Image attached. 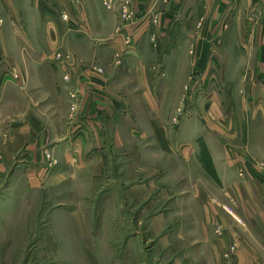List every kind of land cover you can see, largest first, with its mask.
<instances>
[{"label": "crops", "instance_id": "crops-1", "mask_svg": "<svg viewBox=\"0 0 264 264\" xmlns=\"http://www.w3.org/2000/svg\"><path fill=\"white\" fill-rule=\"evenodd\" d=\"M34 1L31 3L41 10L39 1ZM64 2L68 4L62 3L63 10L70 17L66 24L73 30H65L58 21L59 26L52 24L41 33L28 18V23L22 22V31L11 34L17 56L11 64L13 69L35 73L36 82L32 87L29 85L33 97L27 98L21 87L5 79L10 69L0 67L5 72L0 78V89L5 95L10 94L3 99L13 97L19 101L7 107V112L16 113L17 118L10 119L4 135L10 142L19 136L29 138L12 166L7 164L9 154L0 150V179L8 167L13 173L6 182L9 186L16 179L18 188L27 191L61 189V193L79 194L85 192L88 179L83 176L88 172V181L95 184L93 191L103 193L99 198L110 201H118L126 191L129 199L148 200L158 188L156 200L164 203L163 210L155 213L157 220L170 214L166 200L173 197L168 188L177 187L180 194L175 196L176 201L191 207L190 211H173L174 216H190L178 221L174 228L176 239H185L182 237L185 232L188 233L185 240H189V247H184L189 250L184 255L179 251L174 264L182 261L183 256L197 260L196 264H264V173L255 166V161L264 156V147L253 144L254 139H262L255 122L258 116L264 121V115L261 112L250 118L254 126L250 138L252 150H244L223 140L222 132L204 123L201 115L184 114L178 120L174 102L189 70V62L187 69H182L176 49L181 43L187 47L185 39L190 32L185 34L182 29L186 31L187 25L200 15L205 20L202 36H209L211 24L225 25L226 34L242 35L237 44L232 35L223 39L227 38L230 48L254 56L252 66L259 82L264 81V0H157L156 4L155 0H132V17L138 14L139 20L126 25L119 17L117 5L110 10L102 0ZM148 21L152 23L150 26L146 25ZM79 24L84 30L74 28ZM114 29H118L113 37L116 45L121 38L134 37L131 49L125 51L116 46L115 53H111L114 45L104 43L100 36L110 35ZM68 46L86 62L72 61L69 65ZM6 48L0 39L1 55L6 54ZM57 52L62 57L54 61ZM88 57L102 65L104 72L89 73V67L94 66H89ZM167 62L174 65L177 78L174 81L173 77L174 88L167 79ZM63 65L67 69L63 73H71L70 79H63L60 72ZM260 87H264V82ZM72 88L79 90L80 100L75 125L68 115ZM39 96L44 97L38 99ZM155 137L160 144L149 143ZM6 141L7 138L2 140ZM46 153L56 160L55 164L48 165L50 157ZM155 161L157 164L152 165ZM239 165L246 171L244 177L238 175ZM106 176L117 186L102 188L101 181ZM169 183L174 185L167 187ZM19 195L0 190L1 217L8 221L19 218ZM59 197L66 201L68 196L59 194ZM10 199L15 208L5 207L11 204ZM68 204L63 202L56 210L66 216L79 215L77 207H64ZM231 244H235V250L226 257Z\"/></svg>", "mask_w": 264, "mask_h": 264}, {"label": "rangeland", "instance_id": "rangeland-1", "mask_svg": "<svg viewBox=\"0 0 264 264\" xmlns=\"http://www.w3.org/2000/svg\"><path fill=\"white\" fill-rule=\"evenodd\" d=\"M4 1L0 0V39L7 45V48L5 55H1L0 52V67L10 69L5 74L7 81L15 83L14 85L19 88L21 87L27 94L25 95L27 98L33 97L29 85L32 87L31 84L36 82L35 73L31 75L30 72L15 71L12 67L17 56L13 50L15 42L11 34L15 31H22V22L28 23V18L35 22L41 33L46 32L45 29L52 24L59 26L58 21L65 27V30H73L72 26H68L66 20L62 18L64 13L69 15L66 10H63L62 5V3H67L64 2L67 0H38L41 10L37 8V4L35 7V4L31 3L32 0H7L6 5ZM131 1L112 0L111 8H108L111 10L117 5L119 17L125 25L126 23H137L139 20L138 14L135 16L134 13L135 17H132ZM156 2L157 0L154 3L156 4ZM201 3L202 1L198 2L200 6ZM44 4L47 6L42 7ZM34 9L36 12L30 14V10L34 11ZM38 9L43 13L41 16L42 23ZM204 21L203 16H197V19H193L187 25L186 31L182 29L185 34L190 32L185 39L187 47L181 43L176 49V58L183 67L182 69L185 67L187 69L189 62V70L184 77L182 76V83L174 101L177 111L176 118L179 120V117L184 114L201 115L202 118L204 117V123H208L209 127H213L217 132H222L221 138L223 140L226 139L234 147L252 150L250 148L252 139L250 142V138L253 136L254 126L250 118L261 112L264 115V87H260L261 82L264 81L260 80L261 82H259L256 76V70L252 66L254 56L252 54L244 55V50L240 53L239 49L230 48L226 41L227 38H225L226 40L223 39L228 34L230 37L232 35L237 44L242 35L239 36L238 32L226 34L225 25L211 24L208 26L209 36H202L201 29ZM67 22H70V19ZM151 24L148 21L146 25L150 26ZM74 28L79 31L84 30L82 24L74 26ZM117 30L114 29L110 35L100 36L104 43L114 45V52H111L113 54L116 46L126 51L131 49L128 45H133L135 42L134 37L131 38L130 36L129 43H125L124 39L121 38V43L116 45L113 37ZM153 42L156 43V40ZM205 44H207L206 49H204ZM251 46L254 47V45ZM68 49L66 50L69 51V65L72 61H80V64L84 61L83 57L76 55L75 50L73 51L69 46ZM186 50L189 51V55ZM251 52H253V48L249 49V53ZM60 57L55 54V60H53H59ZM107 59L110 58L107 57ZM88 61H90L89 57L87 58ZM112 61L114 64L117 63L114 56ZM165 65H167V79L174 88L176 84L174 81L177 80L172 68L174 65L169 62ZM66 66L67 64H65V68ZM89 66L100 68L102 71L98 74L104 72V67L94 61H90ZM60 67L62 75L63 70L66 72L67 69H64V65ZM4 73L0 70V78ZM70 74L69 72L63 73V79L66 80L65 76L70 79ZM72 90L77 91V98L76 105L72 108L73 102L69 96L68 115L70 121H74L80 109L79 90L76 88H72ZM4 96H10V94L7 92L5 95L0 89V150L5 149V154H9L7 164L12 166L15 163L14 159L20 157L19 152L24 150V145L29 138L19 136V139L10 142L11 140L4 135L10 119L13 116L17 118L16 113L7 112V107L19 102L13 97L3 99ZM43 97L39 96L38 99ZM4 114L12 117L6 116L4 118ZM255 123L261 130L259 133L262 139H254L253 144L264 147V121L258 116ZM72 124L78 123L74 121ZM4 138H7L5 143L2 142ZM153 142L160 144L157 137L151 139L149 143ZM155 164L157 161L152 165ZM255 166L264 173V156L255 161ZM17 171L20 170L17 168ZM12 174L11 168L7 167L0 179V190H9L11 194L20 193L19 197L21 198L19 199L21 200L18 199L17 205L21 204V215L16 220L13 218L11 221L0 215V264H174V259L179 257L176 255L179 254V251H182L184 255L186 250H189L184 248L189 247V240H185L188 233H182V237L185 239L179 236L178 239L175 238L174 228L177 227V222H183L185 218H190V216L185 217L179 214L174 216L173 211L174 213H179L181 210L190 211L191 207V205L188 206L176 201L178 197L175 198V196L180 194L177 187L168 188L170 196L174 198L166 200V207H168L170 214L157 220L155 213L163 210L164 203L162 200H156L158 188L154 189L155 191L150 194L148 200L135 201L129 199V193L126 191L118 201H110L108 198L100 199L99 196L104 194L93 191L95 184L93 185L88 181L90 179L88 172L83 176L84 179H88L85 182V192L79 194L75 192L69 194L67 191L61 193V189H50L49 191L43 188L39 191L19 189L16 179L10 186L6 183ZM101 182H103L102 188H109L110 186L114 188L117 184L112 182L110 176L102 178ZM173 185L169 183L167 187ZM201 187L205 191V185L202 184ZM19 190L26 191V193H21ZM59 194L68 196V200L67 198L66 201L61 200ZM11 201V204L5 207L15 208L13 200ZM19 201L21 202L19 203ZM63 202H69L64 207H77L76 211L79 212V215L66 216L61 211L56 210V207ZM121 207V210L111 209ZM126 207L129 210H126ZM18 208L20 207L18 206ZM192 218L196 217L192 216ZM14 221H16L15 224ZM235 247V244H231L225 254L232 253ZM181 259L182 261L180 260L177 264H196L197 261L184 256Z\"/></svg>", "mask_w": 264, "mask_h": 264}, {"label": "built area", "instance_id": "built-area-1", "mask_svg": "<svg viewBox=\"0 0 264 264\" xmlns=\"http://www.w3.org/2000/svg\"><path fill=\"white\" fill-rule=\"evenodd\" d=\"M103 2H104V5H105L106 8H111L112 0H104ZM124 8H125V6H124ZM124 15H126V14H124ZM62 18H63V20H66V22L70 19L69 15H68L67 13H64V14L62 15ZM67 23H69V22H67ZM129 41H130V37H126V38L124 39V42H125V43H129ZM127 45H128V44H127ZM129 45H130V44H129ZM129 45H128V47H129ZM67 54H69V53H67ZM56 56H57V57H60V56L62 57L61 52H57V53H56ZM67 56H68V55H67ZM61 57H60V58H61ZM100 71H102L100 68L91 67L90 70H89V73H91V74H93V73H99ZM65 78L68 79L67 76H65ZM69 96H70V98H71V100H72L71 102H73V103H72V108H74V106L76 105L75 102H76V98H77V91H76V90H72V91L70 90V92H69ZM45 155H46V157H50V163H48V165H51L52 163H55V162H56L55 159H51L50 154L46 153ZM237 172H238V175H239L240 177H244L245 174H246V171H245L244 167L241 166V165L238 166ZM225 256H228V254H225Z\"/></svg>", "mask_w": 264, "mask_h": 264}]
</instances>
